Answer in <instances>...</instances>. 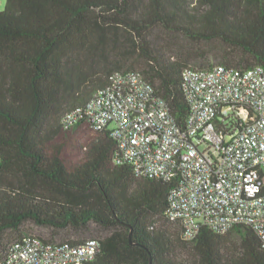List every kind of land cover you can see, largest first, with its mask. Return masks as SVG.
<instances>
[{"label": "trees", "instance_id": "16d2710c", "mask_svg": "<svg viewBox=\"0 0 264 264\" xmlns=\"http://www.w3.org/2000/svg\"><path fill=\"white\" fill-rule=\"evenodd\" d=\"M157 29L218 42L219 63L264 65V0H6L0 10V259L8 248L4 233L34 221L111 230L88 264H264V245L250 226L225 234L204 227L193 241L181 229L160 227L177 178L138 176L120 160L119 142L92 129L85 115L70 128L62 125L68 111L109 85L113 72L129 70L144 74L185 125L183 70L215 64L171 55L155 38ZM186 245L194 261L179 258Z\"/></svg>", "mask_w": 264, "mask_h": 264}, {"label": "built area", "instance_id": "2783aa9c", "mask_svg": "<svg viewBox=\"0 0 264 264\" xmlns=\"http://www.w3.org/2000/svg\"><path fill=\"white\" fill-rule=\"evenodd\" d=\"M183 87L185 125L134 70L113 72L108 86L61 122L70 128L85 115L92 129L119 142L120 160L138 176L177 178L165 217L187 241L204 227L225 234L247 225L264 245V65L187 66ZM100 251L97 238L57 242L28 233L8 244L0 264H88Z\"/></svg>", "mask_w": 264, "mask_h": 264}, {"label": "rangeland", "instance_id": "374dc122", "mask_svg": "<svg viewBox=\"0 0 264 264\" xmlns=\"http://www.w3.org/2000/svg\"><path fill=\"white\" fill-rule=\"evenodd\" d=\"M6 4V0H0V10H3ZM155 38L159 43L165 47V49L175 56H193V58H198L201 62L210 61L212 64H218L219 61L216 58V53L223 49L218 42L214 43H198L194 42L187 37L179 34L172 33L165 29H157L155 32ZM160 227H166L173 231H179L178 227L169 223L165 219H161L158 222ZM35 234L39 235L47 240L51 241H67L78 240V239H91V238H104L112 233L111 230H106L96 223H90L87 227L82 229L76 228H66V229H56L47 225L38 224L34 221H28L22 225L19 232L14 230H7L3 239L6 244L17 239L24 234ZM236 244L239 243V238L237 235L234 236ZM179 258L184 261H194L196 259V254L189 246L180 247Z\"/></svg>", "mask_w": 264, "mask_h": 264}, {"label": "water", "instance_id": "95a60500", "mask_svg": "<svg viewBox=\"0 0 264 264\" xmlns=\"http://www.w3.org/2000/svg\"><path fill=\"white\" fill-rule=\"evenodd\" d=\"M151 264V263H150Z\"/></svg>", "mask_w": 264, "mask_h": 264}]
</instances>
